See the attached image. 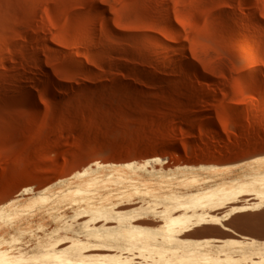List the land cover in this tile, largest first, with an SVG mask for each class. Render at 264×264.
I'll use <instances>...</instances> for the list:
<instances>
[{
	"label": "rangeland",
	"instance_id": "1",
	"mask_svg": "<svg viewBox=\"0 0 264 264\" xmlns=\"http://www.w3.org/2000/svg\"><path fill=\"white\" fill-rule=\"evenodd\" d=\"M261 156L264 0H0V210L45 190L56 196L21 211L28 218L16 220L23 233L14 264H50L88 235L102 244L91 238L100 228L84 231L81 211L107 208L105 196L59 204L57 195L101 177L112 181L101 193L131 190L117 172L151 182L142 191L174 197L141 215L148 221L138 224L151 227L140 230L189 221L194 232L181 236L180 255L264 264V169L211 171ZM186 175L200 177L183 185ZM145 198L113 201L131 209ZM131 229L106 231L111 246ZM103 249L77 256L125 259Z\"/></svg>",
	"mask_w": 264,
	"mask_h": 264
},
{
	"label": "bare ground",
	"instance_id": "2",
	"mask_svg": "<svg viewBox=\"0 0 264 264\" xmlns=\"http://www.w3.org/2000/svg\"><path fill=\"white\" fill-rule=\"evenodd\" d=\"M31 107L34 111H36V112L39 111V107L33 101H31ZM240 166L244 167L245 170L260 171V170L264 169V156L258 157L255 160H252V161H249L246 163H242L239 165L227 166L224 168L213 169L211 171H212V173H219L218 175L222 176L228 172L233 171L235 168L240 167ZM115 176L118 179H130V186L132 187V189L131 190H128V189L123 190L118 194H114L113 191H107L105 193H101L99 190L101 188L108 187L112 181L107 180L105 177H101L97 181L93 180L91 178H87L85 180L79 181L77 183L76 189L74 187L75 190H72V191L69 190V192L66 191L67 193H65L63 195H60V194L57 195V196H59V199H58L60 201L59 204H62L61 201L62 202L63 201H66V202L67 201L68 202L69 201H77L79 196H83V197H86L87 199H90V198H92V195L96 193L98 195L100 194V195L105 196L106 200L110 202V206H108L107 208L105 207L104 209L98 210L94 213H92L93 210L91 212L88 208H87V210H84L83 212L81 211V214H84L85 216L86 215L89 216V219H86L83 222L84 229H85L84 231L90 232L92 230L91 226H92V228L93 227L94 228H100L101 230L98 231L97 233H94L95 235H92L91 238H95V239H99V240L100 239L105 240L102 244L101 243L98 244L95 241H91V239L89 238L90 235H88L85 238V240L83 239L82 241H78V242L75 241V243L73 242L74 245L72 244V246L68 245V247L65 250L64 249L62 250L63 254L61 253L62 254V255L60 254L61 256L56 255L58 257H56V260H54L53 262H50V264H89V263L92 264V262H93L92 260L91 261H88V260L84 261V260H82L83 258L81 259L80 257L77 256L79 254L82 255L81 253H83L84 251H87V250L89 251L92 248L93 249L94 248H96V249L104 248L105 250H106V248H108V250H109V248H111L113 250L115 249V250L119 251L117 253L114 252L115 254H119L120 257L125 258L123 261H118V260L117 261H111L112 259L111 260L105 259L104 263L101 261L102 264H208L207 258L204 256L203 257H201V256L195 257V256H191L188 254L187 255H180L179 254L182 248L178 247V245L180 243H183L184 241H186V240H182L181 236H191L194 232V231H192V228L190 227L191 224H189L190 223L189 221L185 222L183 220V222H180L181 221L180 220L179 225L176 223L172 224L171 226L165 225V227L163 226L158 233H154L153 231L149 232L148 230L142 231V229L141 230L139 229V227H151V225L149 226L148 224L143 225L148 220L145 221L142 218L144 221V222H142V220H141L142 216L141 215H144V214L148 215V214L153 213V210L155 207L160 206L162 204H166L167 202H169V200H173L174 197L172 198L171 196L167 195L166 193H164L165 191L164 192L155 191L153 194L147 193L146 191H142L141 185L149 187L152 185L151 182H145L144 184H141V183H139L140 180L138 178H130L122 172H117ZM198 176L199 175H186L184 177V179L181 181V184L184 185V184L197 182L199 180ZM258 176H262L261 180H264V173L259 174ZM239 182H241V184H243V187H245L246 189L248 188V187H246L247 183H246L245 179H243V177L240 178ZM159 183H163V181H160ZM114 184L118 185L119 183H118V181H115ZM225 184L226 183H224V185ZM92 188L93 189L95 188L96 191H93ZM150 189H151V187H150ZM149 190H148V192H149ZM45 191L46 192H43L41 195L37 196V198H35L31 201H28L25 203H20V204L19 203H11L9 206L0 210V264L1 263L14 264L15 261H18V257H17L18 253L15 251L14 247L16 246L15 245L16 240H18L20 237L19 232L23 233V231H21V229H20L21 227H17V229L19 228L20 231H18L16 229L15 226H17L16 223H18L16 220H18V219L20 220L23 217V216L21 217V211H27L31 207H35V205L38 203L40 205L42 204L43 207H46V205H48L49 202L51 203V200L54 199L56 196L54 198H52L53 192H52V194H50L49 193L50 189L48 190V192H47V190H45ZM191 192H189V193H191ZM189 193H188V195H189ZM55 194H56V192H55ZM135 194H141L144 197H146L144 199L145 200L144 203L142 205H140L139 207L133 206V208L131 207V209H130L128 206H125L126 208L128 207L129 209L121 208L120 207L121 205L118 206L119 205L118 202L113 201V198H115V197H119L120 199H125V198H128L129 196H132ZM147 197H149V199ZM208 201L209 200H207L206 202H208ZM52 203H53V201H52ZM40 205H39V207H40ZM124 205H125V203H124ZM126 205H128V204L126 203ZM42 206H41V209L43 208ZM115 208L117 209V211ZM31 209H33V208H31ZM171 209L173 211L175 210L176 212H179L180 211V205L178 204V202L176 205H173V207ZM223 209H225V208H223ZM181 210H183V209H181ZM141 211H143V212H141ZM75 213H76V211H75ZM137 213H140V214H137ZM28 214H31V213H28ZM25 216H24V219L22 218L21 220H23V221L26 220ZM73 218H75V217H73ZM137 220H140V222H142L143 224H141V223L138 224ZM30 221L32 222V220H30ZM21 223L22 222L20 221V223H18V224L22 226ZM175 224L178 226H174ZM28 225H29V228L33 226L31 223H29ZM120 226H123V227L124 226H136V227H138L139 230L138 229H133V230L131 229V230H128V232H126V233H124V232L120 233V234L115 233L116 235L113 236V239L118 244L111 246L110 242L108 241V238L111 234L109 232H106V231L114 229V227H120ZM24 231H26V230H24ZM81 234H83V233H81ZM156 234L160 236V238H161L160 240L155 238ZM146 235L154 237L153 240L147 239ZM21 236H23V235H21ZM51 238L52 237L48 238V242L50 241ZM65 238H67V237H65ZM68 238H70V237H68ZM79 238H77V239H79ZM54 239H53V241H54ZM7 240H12L11 248L7 247V245H8L6 243ZM60 241H63V239ZM86 241H88V242H86ZM56 245L58 246V244H56ZM149 247H151L152 249H150ZM185 248H187V247H185ZM137 250H140V252L135 253V251H137ZM247 250H249V249H247ZM191 251H195V249L191 248ZM145 252L146 253L150 252V254L145 255L144 254ZM73 254H76V255H73ZM152 254L153 255L157 254L158 255L157 258H155ZM83 255H85V254H83ZM87 256H89V255L87 254ZM52 257H54V256H52ZM52 257H50V258L53 260L54 258H52ZM137 258H146V260L149 259L148 260L149 262L144 263L143 261L137 260ZM88 259H90V258H88ZM239 260H241V259L239 258ZM47 261L48 260H46V263H47ZM97 261H99V260H97ZM97 261H94L95 264ZM41 262H40V264H41ZM98 264H99V262H98Z\"/></svg>",
	"mask_w": 264,
	"mask_h": 264
}]
</instances>
